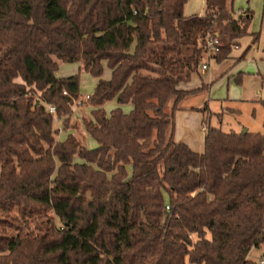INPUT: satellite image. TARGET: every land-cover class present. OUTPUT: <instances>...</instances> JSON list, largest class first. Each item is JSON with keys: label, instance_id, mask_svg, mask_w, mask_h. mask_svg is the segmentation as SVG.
<instances>
[{"label": "trees", "instance_id": "obj_1", "mask_svg": "<svg viewBox=\"0 0 264 264\" xmlns=\"http://www.w3.org/2000/svg\"><path fill=\"white\" fill-rule=\"evenodd\" d=\"M187 2L0 0V264H254L264 135L206 120L197 153L174 134L180 103L204 88L181 85L207 39L221 62L259 35L234 0H206L201 16H186ZM59 61L98 79L84 120L95 148L58 139L54 118L67 129L80 96Z\"/></svg>", "mask_w": 264, "mask_h": 264}, {"label": "rangeland", "instance_id": "obj_2", "mask_svg": "<svg viewBox=\"0 0 264 264\" xmlns=\"http://www.w3.org/2000/svg\"><path fill=\"white\" fill-rule=\"evenodd\" d=\"M205 4L206 0H188L184 13L186 16L204 14L206 11ZM234 10L236 13L250 12L252 14V29L255 27V31L259 32V35L261 34L264 20V0H234ZM246 56L247 55H245V59L240 62L233 63L227 71H225L223 78L220 77L216 79L212 84L211 111L212 113L219 112V101L222 98H226L229 94H236V89L239 88L243 95H246L248 101L238 104V115H226L224 117L222 123L223 131L229 132L232 127L238 129H242L243 127L244 129L251 128L253 132H258L257 130H259V132L264 135V72L261 71L260 73V71H258V67L254 64V60L256 59L253 60L250 57L246 58ZM213 61H215V63L218 62L216 59ZM59 63L60 68L57 73L59 77H70L79 74L80 96L73 104V113L67 129L59 118H54V126L59 130L58 139L65 140L69 134H73L84 146L95 148L97 146L96 142L91 138L84 127V120L91 117L92 111L89 101H84V98L86 95L91 96L94 93L98 79L84 70L82 62L66 63L59 61ZM252 75H258L260 77V87H256L257 81L251 78ZM109 77L110 71L106 67L104 78ZM208 92L206 93L208 94ZM203 93L201 97L206 95L205 92ZM198 97L200 96L188 97L181 102L180 106L183 104L189 105L194 102L196 103L198 102ZM116 106V102L111 101L106 104L105 108L109 113ZM123 109L125 112H129L132 109V105H125ZM167 111L171 112V104L170 107L167 108ZM249 258L254 264H264V246L252 250Z\"/></svg>", "mask_w": 264, "mask_h": 264}, {"label": "crops", "instance_id": "obj_3", "mask_svg": "<svg viewBox=\"0 0 264 264\" xmlns=\"http://www.w3.org/2000/svg\"><path fill=\"white\" fill-rule=\"evenodd\" d=\"M206 5V4H205ZM206 7V6H205ZM234 8V2H233ZM206 12V11H205ZM235 12V10H234ZM205 14V13H204ZM198 14V15H204ZM241 14H246L244 12H235V16L238 17ZM196 15V14H195ZM252 15V14H251ZM192 16V15H190ZM255 27L252 29V23L250 25V31L252 34H258L259 32L255 31ZM262 38V41H261ZM250 57L255 61V65L258 67V71L264 72V20L262 25L261 34L259 35V39L257 42L253 41V35L244 36L237 40V46L234 47L231 53L228 55L226 59L221 62L215 63L214 59H209L208 57L203 63L208 64L207 70H202L200 68L199 73H195L192 75L190 82L182 84L181 88L186 90H194L201 89L195 94H191L188 97H198V102L191 103L189 105H179V109L175 114V140L178 143H184L190 147L191 150L197 153H202L204 151V139H205V130H206V120L208 123L214 127H218L222 129L223 119L226 115H238V104L240 102L248 101L246 95L240 91L239 88L236 89V94L227 95L226 98H222L220 103V111L213 112L211 111V96H212V84L218 78H223V74L227 69L235 62H240L241 60ZM235 78V77H233ZM248 78V77H246ZM245 78V79H246ZM252 79L256 80V87H260V80L258 75H252ZM209 91V92H208ZM203 92H208L203 97ZM185 98V99H186ZM184 99V100H185ZM183 100V101H184ZM182 101V102H183ZM207 106V112H203L202 109ZM210 115H209V114ZM209 115V117H208ZM220 117H219V116ZM244 130V128L242 127ZM242 129H238L236 127L230 128L229 132H242ZM223 130V129H222ZM248 131H251V128H247ZM255 133H260L259 130Z\"/></svg>", "mask_w": 264, "mask_h": 264}, {"label": "built area", "instance_id": "obj_4", "mask_svg": "<svg viewBox=\"0 0 264 264\" xmlns=\"http://www.w3.org/2000/svg\"><path fill=\"white\" fill-rule=\"evenodd\" d=\"M219 40L218 38L216 39H212V38H208L205 44V48L207 50V55L209 57V59H213V57L217 54L220 53V48H219ZM202 70H207L208 69V64L207 63H203L201 66ZM66 94V92H65ZM90 99V95H86V97L84 98V101L88 102ZM48 111L50 114L52 115H56V107L54 105H48ZM169 209V207H168Z\"/></svg>", "mask_w": 264, "mask_h": 264}, {"label": "water", "instance_id": "obj_5", "mask_svg": "<svg viewBox=\"0 0 264 264\" xmlns=\"http://www.w3.org/2000/svg\"><path fill=\"white\" fill-rule=\"evenodd\" d=\"M247 131H248L247 129H244L242 132H243V133H246Z\"/></svg>", "mask_w": 264, "mask_h": 264}]
</instances>
